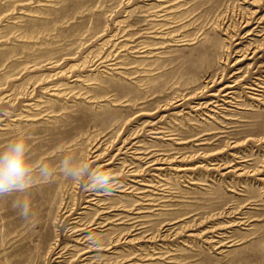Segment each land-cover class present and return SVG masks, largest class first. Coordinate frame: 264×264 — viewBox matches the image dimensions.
Masks as SVG:
<instances>
[{"label": "rangeland", "instance_id": "rangeland-1", "mask_svg": "<svg viewBox=\"0 0 264 264\" xmlns=\"http://www.w3.org/2000/svg\"><path fill=\"white\" fill-rule=\"evenodd\" d=\"M15 139L0 264H264V0H0Z\"/></svg>", "mask_w": 264, "mask_h": 264}, {"label": "clouds", "instance_id": "clouds-1", "mask_svg": "<svg viewBox=\"0 0 264 264\" xmlns=\"http://www.w3.org/2000/svg\"><path fill=\"white\" fill-rule=\"evenodd\" d=\"M27 151L28 146L23 139H15L5 149L0 150V197L23 192L31 185L33 168L27 159ZM64 165V174L73 179H79L89 171L87 165L69 167L67 161ZM41 171L44 173L45 181L51 178L52 173L48 171L47 165H44ZM110 180L109 174L100 173L94 176L93 183L104 188L106 192H112L113 189L109 187ZM13 207L20 209V215L24 219L29 217L30 204L27 200L14 201Z\"/></svg>", "mask_w": 264, "mask_h": 264}]
</instances>
